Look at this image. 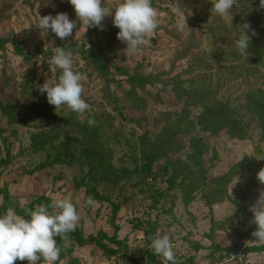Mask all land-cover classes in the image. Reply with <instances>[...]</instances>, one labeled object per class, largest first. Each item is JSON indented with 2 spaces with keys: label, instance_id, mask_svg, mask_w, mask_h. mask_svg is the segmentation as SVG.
<instances>
[{
  "label": "rangeland",
  "instance_id": "obj_1",
  "mask_svg": "<svg viewBox=\"0 0 264 264\" xmlns=\"http://www.w3.org/2000/svg\"><path fill=\"white\" fill-rule=\"evenodd\" d=\"M1 1L0 40L8 42L0 46V102L12 106V118L3 115L0 110V188L9 193V185L15 186L13 193H9L12 200H23L25 205L34 203L35 207L48 204V199L39 201L43 196L70 198L79 213L76 227L84 237L97 236L101 231L112 236L118 228V239L124 240L130 249L122 250L120 254L130 255L133 251L135 255L139 254L145 247L148 248L150 241L147 238L157 232L169 236L176 264H210L218 253L217 246L227 248L233 244L234 230L244 231L250 219V210L246 205L254 204L260 192L264 191V184L257 179V173L264 168L260 161L264 159V138L256 128L255 120L246 118L253 130L252 137L246 141L230 139L226 133L212 137L197 131L209 147L202 161L211 186L216 177L227 176L232 168L239 172L228 183L225 200L211 204L207 197L209 194L203 196L198 190L194 192L195 201L186 205L180 189L172 190L168 197L158 201L157 195L151 194V185L119 184L114 187L105 183L100 192H105L109 201L95 200L94 204L87 205L85 202L89 197L86 189L76 187L78 179L94 177L92 164L82 156V149L86 150L83 137L69 123L72 112L64 106L55 109L39 90L47 79L49 82L56 80L60 70L53 72L49 69L48 72L40 58L35 63L26 61L18 52L24 47L30 54L36 55L39 51L51 50L54 44L60 42L51 30L45 33L39 29L38 20L39 16H55L68 2L16 0L3 5ZM118 2L102 0L101 6L114 7ZM151 3L157 12L158 27L148 34V42L135 54H128L124 50L126 44L116 38L118 31L112 24L111 16L104 18L102 29L89 27L79 31L80 22L73 8L68 16L76 21V26L64 43L69 47L84 46L88 50L100 40V36L103 38V35L111 34L112 37L115 33L113 38L118 42L112 45L114 52L108 56L114 66L138 70L144 75L161 76L164 83L181 77L187 87L205 85L214 93L212 101L221 100L242 106L248 91L264 89V59L259 65L253 63L255 59L248 62L246 54L231 55L237 50L234 41L243 30L239 18H243L244 22L250 20L251 39L264 40V8L260 7L259 0L257 3L253 0L251 3H236V13H233V7L224 18L211 14L210 0H151ZM173 7L180 11L173 13ZM219 26L223 31L218 30ZM214 29L218 39L214 37ZM213 41L224 50L223 58L212 56ZM191 43L197 46H191ZM72 54L74 70L83 75L82 98L90 105L85 113H75L77 119L83 122L103 113L106 119L116 118L112 122V132H121L127 143L122 148L111 144L112 155L117 165L128 164L132 168L128 155L144 131L130 120L147 118L144 123L146 129L155 137L154 132L161 124L156 126L155 121L166 112H180L185 108L184 104L175 98L171 87L158 81L154 86H147L146 91H140L147 100L146 112L126 108L125 118L120 119L104 97V91L110 85L82 55ZM104 64L111 68L112 76L120 82L118 85L127 88V79L120 77L112 64ZM247 67L258 69L260 73L255 77L246 75L244 70ZM194 82L196 84L192 86ZM117 86L111 85L110 91L114 92ZM117 94L120 95L119 91ZM200 113V108H193L190 119L196 123ZM184 137L185 134H182L180 139L186 144L185 150L172 154L173 160L184 161L191 152L189 140ZM160 165L154 166V172L159 176L156 188L165 191L169 188V175H164ZM242 167L251 172L247 177L242 176ZM149 182L155 183V180ZM248 185L253 187L252 192L247 191ZM211 190L213 188L208 186L207 192L211 193ZM3 204L4 198L0 194V213L5 211ZM115 205L121 206L116 215L113 211ZM254 240V245L262 244ZM111 248L117 247L111 245ZM120 254L107 256L96 245L79 247L74 242H66L56 264H131ZM249 260L251 264H264V252L254 254ZM14 264L28 262L17 260Z\"/></svg>",
  "mask_w": 264,
  "mask_h": 264
},
{
  "label": "trees",
  "instance_id": "obj_2",
  "mask_svg": "<svg viewBox=\"0 0 264 264\" xmlns=\"http://www.w3.org/2000/svg\"><path fill=\"white\" fill-rule=\"evenodd\" d=\"M16 2V0H2L3 5L9 4V2ZM201 1V0H195ZM252 0H239L238 2L251 3ZM258 2V0H253ZM235 0L234 11L236 13V8L238 3ZM73 7L67 3V5L60 9L58 13L64 12L69 14L70 9ZM232 11V10H231ZM240 17V16H238ZM240 23L248 24L250 20L246 19L244 22L243 18H239ZM249 25V24H248ZM223 31L221 26L218 30ZM116 31H119L117 28ZM221 33V32H219ZM247 33L250 37L249 47L246 51L247 61L257 63L261 65V61L264 59V44L262 40L251 39L252 32L247 29ZM214 37H216V30H213ZM115 33L109 36H100L93 46L85 50L84 46L77 47L67 46L64 40L54 44V47L60 46L64 47L65 50H70L72 53L82 55L83 58L88 60L91 65L94 66L98 74L107 82L108 85H118L120 82L112 75V70L104 62L112 64V61L108 58L110 54L114 51L112 50V45L116 44L118 40L113 38ZM240 35V33H239ZM218 39V38H217ZM193 41V40H192ZM8 40H0V46L3 47ZM103 44V45H102ZM190 45V44H189ZM197 46L192 44L191 46ZM217 43L213 41L211 46V54L214 58H223L224 50L217 47ZM52 48V49H53ZM52 49L46 52L39 51L36 55L30 54L26 48L18 49L19 55L25 58L26 61L37 62L38 58L41 59L43 67L49 72V66L47 61L52 55ZM230 52V51H229ZM229 52L227 53L229 55ZM238 50L231 52L233 57H237ZM228 57V56H227ZM230 61L231 57L229 56ZM113 69L119 73L120 77L126 78L128 87L125 88L122 85L117 86L114 92L110 91V86L104 91V97L107 99V103L111 105L113 111L120 117V119L125 118V109L130 108L136 111L146 112L147 110V100L145 96L140 94V91H146L147 86H154L158 81H161L166 86L172 88L175 98L184 104V109L180 112H166L159 117V120L155 121V125H159V130L154 132L155 137L151 136L146 129L147 118H141L139 120H130L132 123L138 125L144 132L137 138L136 147L128 155L130 157L132 168L128 167V164L117 165V161L114 160L112 155L113 146L122 148L124 143H127L121 132H112L113 125L112 122L116 118L106 119L104 118V113L101 116H95V123L89 126L87 120L83 122L77 119V115L72 112V115L68 118L69 123L73 124V128L83 137L84 145L86 150L82 149V156L85 157L87 161L92 164L91 172L94 173V177L85 176L84 178L78 179L76 181V187L86 189V195L90 197L93 201H109V197L105 192H100L103 186L109 183L114 187L126 184L135 185H145L149 186L152 195H157V199L168 197L169 193L174 189H180L182 191L184 201L186 205H190L195 201L194 192L201 190L203 196L208 195V199L211 204L219 203L226 198V189L228 183L235 176L239 175L237 169H231L229 174L222 177H216L213 180L212 186L208 182L207 170L204 168L203 156L209 150V147L203 140L201 134H207L212 137H219L222 133H226L230 139L246 141L252 137V127L246 118L254 119V124L256 128L260 130L261 136L264 138V89H254L248 91L244 96V104L242 106H234L231 103H225L221 100L212 101L214 93L205 85L197 86L196 88L187 87L184 82L181 81V77H174L168 82L162 80L161 76L155 75H144L137 71H131L124 67H118L111 65ZM246 75L259 74L258 69L246 68L244 70ZM60 72H57V78ZM117 83V84H115ZM196 83L194 82L192 86ZM119 91L120 95L117 94ZM161 101V99H159ZM200 108L201 113L198 116L197 122L195 123L190 119L191 111L193 108ZM0 110L3 115L12 118V106H8L0 102ZM115 117V116H114ZM106 119V121L104 120ZM201 133V134H199ZM197 132V133H196ZM185 134V139L189 140L188 147L191 152L187 154L186 160L182 159L173 160L172 154H180L185 150V145L181 142L180 136ZM112 144V145H111ZM162 162L160 165L159 163ZM113 161V163H111ZM261 163L264 164V159L261 158ZM155 164L160 165L161 171H164V175H169L168 183L169 188L165 191L157 189V179L158 175L154 172ZM7 165V164H6ZM242 176L249 172L245 167H242ZM241 177V176H240ZM155 180V183L149 182L150 180ZM149 180V181H148ZM136 181L135 183H133ZM212 187L211 193L207 192V188ZM248 192H252L253 187L248 185ZM207 192V193H206ZM0 194L3 195L4 204L3 208H13L17 214L27 218V212L35 208V204H27L25 208L21 209L18 205V201H13L9 196L7 190L0 188ZM211 194V196H210ZM45 198L44 196L40 198ZM159 203V202H158ZM157 203V204H158ZM155 204V205H157ZM253 205V204H251ZM251 205H246L248 210ZM114 213L119 212L121 206H114ZM250 219L246 223V228L244 231L235 229L234 230V243L227 248L216 247L214 257L210 261V264H215L221 262L223 258L229 257L236 253H244L246 259H250L254 254L264 252V243L259 245H254L252 239V233L254 229L250 227L252 212L249 211ZM239 217V216H238ZM150 237L147 238L150 241ZM57 246L62 250L63 245L66 242H74L79 247H85L88 245H96L99 247L103 253L107 256H116L121 253L122 250H130L127 243L124 240L118 239V228L112 236L101 231L97 236L84 237L79 228L69 232L63 238L56 237ZM111 245L116 246V249L111 248ZM133 251V250H131ZM150 259H155V256L147 252ZM135 251L128 254H120L125 260L131 264H137L135 258ZM60 258H62V253Z\"/></svg>",
  "mask_w": 264,
  "mask_h": 264
},
{
  "label": "clouds",
  "instance_id": "obj_3",
  "mask_svg": "<svg viewBox=\"0 0 264 264\" xmlns=\"http://www.w3.org/2000/svg\"><path fill=\"white\" fill-rule=\"evenodd\" d=\"M73 7L76 18L80 22V29L99 27L105 17H112V24L118 28L116 38L126 44L124 49L128 54H135L148 41V34L158 27L157 12L151 0H119L114 7L101 6L102 0H67ZM211 14L224 18L233 8L235 0H210ZM260 7L264 8V0H259ZM173 13L180 10L176 7ZM76 21L70 20L67 13L60 12L55 16H39L38 28L47 33L51 30L55 37L64 40L73 33ZM248 24H243V30L234 41L238 53L243 56L248 47L250 37L247 33ZM78 31V32H79ZM49 69L55 72L60 70L56 80L48 79L40 85L41 94L46 95L49 105L58 109L62 106L77 115L85 113L90 105L82 98L83 75L74 70L73 54L64 47L52 49V55L47 61ZM89 126L95 121L87 120ZM257 179L264 184V168L257 173ZM9 185V193L14 191ZM87 205L94 204L89 197ZM21 209L25 202L19 201ZM252 212L251 223L256 226L252 236L254 242L264 243V191H261L254 204L249 209ZM79 220L77 206L68 197H52L48 204H40L27 212V218L17 214L13 208L0 213V264H14L15 261H27L28 264H56L59 259L60 248L56 237L63 238L73 231ZM148 247L153 254L161 259V264H176L173 244L168 235L159 232L150 237ZM214 264V263H213ZM224 264H228L227 261Z\"/></svg>",
  "mask_w": 264,
  "mask_h": 264
},
{
  "label": "built area",
  "instance_id": "obj_4",
  "mask_svg": "<svg viewBox=\"0 0 264 264\" xmlns=\"http://www.w3.org/2000/svg\"><path fill=\"white\" fill-rule=\"evenodd\" d=\"M250 227L253 228L254 231L256 230V226L254 224L251 223ZM252 239H255V237ZM147 252L152 253V250L149 247H145L144 250H141V252L135 256L137 264H161V259L158 256L153 254L155 259H150ZM225 261H227L228 264H251L250 260L245 258L244 253H236L229 257H225L221 262H217L215 264H224Z\"/></svg>",
  "mask_w": 264,
  "mask_h": 264
}]
</instances>
